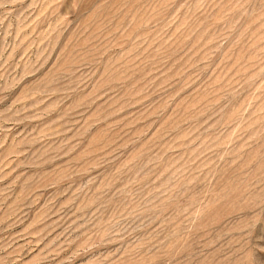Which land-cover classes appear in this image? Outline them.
Masks as SVG:
<instances>
[{"label":"rangeland","instance_id":"374dc122","mask_svg":"<svg viewBox=\"0 0 264 264\" xmlns=\"http://www.w3.org/2000/svg\"><path fill=\"white\" fill-rule=\"evenodd\" d=\"M0 264H264V0H0Z\"/></svg>","mask_w":264,"mask_h":264}]
</instances>
